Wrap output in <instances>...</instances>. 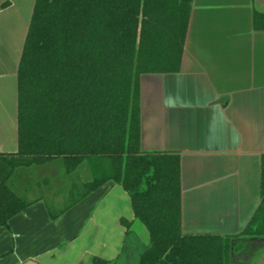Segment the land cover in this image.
I'll use <instances>...</instances> for the list:
<instances>
[{
  "label": "trees",
  "instance_id": "16d2710c",
  "mask_svg": "<svg viewBox=\"0 0 264 264\" xmlns=\"http://www.w3.org/2000/svg\"><path fill=\"white\" fill-rule=\"evenodd\" d=\"M193 0H35L17 70L18 149L0 154V227L32 202L12 187L24 168L84 165L89 179L52 219L107 181L128 195L133 221L112 260L90 264H231L243 241L264 238V154L260 203L237 235L181 229L180 154L142 152L140 81L180 71ZM253 27L264 31V13ZM144 226L148 243L133 232Z\"/></svg>",
  "mask_w": 264,
  "mask_h": 264
},
{
  "label": "crops",
  "instance_id": "0c3cea01",
  "mask_svg": "<svg viewBox=\"0 0 264 264\" xmlns=\"http://www.w3.org/2000/svg\"><path fill=\"white\" fill-rule=\"evenodd\" d=\"M34 2L0 0V154L18 149L17 70ZM254 12L264 13V0H193L180 71L141 77L140 148L180 154L183 234L237 235L260 203L264 31ZM28 201L0 227V264L112 260L120 219H134L112 181L54 219L42 197ZM230 263L264 264V238L243 241Z\"/></svg>",
  "mask_w": 264,
  "mask_h": 264
},
{
  "label": "rangeland",
  "instance_id": "374dc122",
  "mask_svg": "<svg viewBox=\"0 0 264 264\" xmlns=\"http://www.w3.org/2000/svg\"><path fill=\"white\" fill-rule=\"evenodd\" d=\"M17 178L21 190L18 191L19 195L26 200L42 197L46 203L58 211L80 193L81 184L90 177L85 165L67 175L59 164L53 163L20 169ZM131 228L143 243H148V234L142 224L134 221Z\"/></svg>",
  "mask_w": 264,
  "mask_h": 264
},
{
  "label": "water",
  "instance_id": "95a60500",
  "mask_svg": "<svg viewBox=\"0 0 264 264\" xmlns=\"http://www.w3.org/2000/svg\"><path fill=\"white\" fill-rule=\"evenodd\" d=\"M24 264H36V263L29 261V262H26Z\"/></svg>",
  "mask_w": 264,
  "mask_h": 264
}]
</instances>
